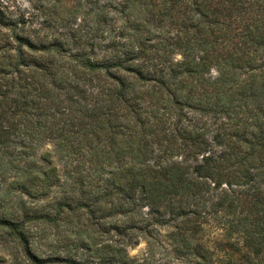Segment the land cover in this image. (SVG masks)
I'll return each instance as SVG.
<instances>
[{
	"label": "trees",
	"instance_id": "obj_1",
	"mask_svg": "<svg viewBox=\"0 0 264 264\" xmlns=\"http://www.w3.org/2000/svg\"><path fill=\"white\" fill-rule=\"evenodd\" d=\"M37 9L0 0L11 264H264V0Z\"/></svg>",
	"mask_w": 264,
	"mask_h": 264
},
{
	"label": "rangeland",
	"instance_id": "obj_2",
	"mask_svg": "<svg viewBox=\"0 0 264 264\" xmlns=\"http://www.w3.org/2000/svg\"><path fill=\"white\" fill-rule=\"evenodd\" d=\"M12 4L15 6L21 8L23 11L27 13V15L30 14H41L42 12L37 9L39 6H46L48 2L55 0H9ZM65 1V0H61ZM129 258H136L139 260H142L147 256V243L144 240H141L137 245L131 246L128 248L127 251ZM155 258V261L158 259ZM12 257L10 253L4 249V246L0 243V264H11L12 263ZM15 264V263H14ZM22 264H26V262H23Z\"/></svg>",
	"mask_w": 264,
	"mask_h": 264
}]
</instances>
